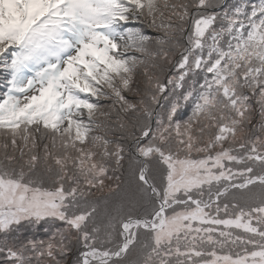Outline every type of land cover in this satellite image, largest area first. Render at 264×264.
Wrapping results in <instances>:
<instances>
[{"label":"snow or ice","instance_id":"6c2138e0","mask_svg":"<svg viewBox=\"0 0 264 264\" xmlns=\"http://www.w3.org/2000/svg\"><path fill=\"white\" fill-rule=\"evenodd\" d=\"M0 264H264V0H0Z\"/></svg>","mask_w":264,"mask_h":264},{"label":"trees","instance_id":"16d2710c","mask_svg":"<svg viewBox=\"0 0 264 264\" xmlns=\"http://www.w3.org/2000/svg\"><path fill=\"white\" fill-rule=\"evenodd\" d=\"M238 250V249H237Z\"/></svg>","mask_w":264,"mask_h":264}]
</instances>
